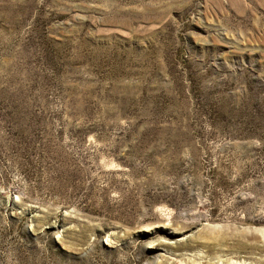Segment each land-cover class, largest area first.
Masks as SVG:
<instances>
[{"label":"rangeland","instance_id":"374dc122","mask_svg":"<svg viewBox=\"0 0 264 264\" xmlns=\"http://www.w3.org/2000/svg\"><path fill=\"white\" fill-rule=\"evenodd\" d=\"M0 264H264V0H0Z\"/></svg>","mask_w":264,"mask_h":264}]
</instances>
